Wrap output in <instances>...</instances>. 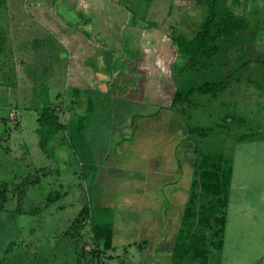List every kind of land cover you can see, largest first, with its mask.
Wrapping results in <instances>:
<instances>
[{
	"label": "rangeland",
	"instance_id": "obj_1",
	"mask_svg": "<svg viewBox=\"0 0 264 264\" xmlns=\"http://www.w3.org/2000/svg\"><path fill=\"white\" fill-rule=\"evenodd\" d=\"M221 7L249 19L251 29L225 40L208 71L184 73L173 36L196 33L206 12L196 0H0V26L9 37L0 57V183H9L0 211V264H174L172 233L162 240L161 231L143 227L150 210L132 202L142 181L124 188L120 185L127 182L130 169L115 176L101 168L99 184L92 188L68 135L59 134L47 153L42 151L36 118L43 106L64 105L72 77H82L87 88L97 91V118L75 136L79 154L92 146L98 158L108 151L114 134L131 136L134 131L132 146L124 149L118 167L131 153L156 159L166 155L169 170L175 171L180 154L176 144L183 143L179 167L187 179L185 191L192 177L198 179L187 210L200 225L208 209L220 208L213 189L219 179L216 170L229 165L225 151L264 133V0H223ZM72 66L83 72L74 74ZM225 78V88L216 95L196 94L190 102L168 108L177 90ZM21 97L25 103H18ZM73 103L57 111L62 123L89 105L82 99ZM195 127L209 138L195 134V142L187 140ZM142 129L154 135L144 136ZM26 177L41 178L19 199L16 186ZM99 198L114 204L110 251L93 238L94 218L73 226L83 207L99 205Z\"/></svg>",
	"mask_w": 264,
	"mask_h": 264
},
{
	"label": "crops",
	"instance_id": "obj_2",
	"mask_svg": "<svg viewBox=\"0 0 264 264\" xmlns=\"http://www.w3.org/2000/svg\"><path fill=\"white\" fill-rule=\"evenodd\" d=\"M72 67L74 74L76 72H83L81 68H77L76 66ZM72 78L73 81L71 84L73 88L67 91V95L68 97L70 95L71 99L69 100V98L65 96L66 100L64 105L63 103H61L60 106H57L56 103L51 104L56 109V113L60 108L65 107L67 103L74 104L73 102L80 99L84 100L86 103H89V101L96 103L97 101L95 98V93L97 91L87 88L82 77L80 80L75 76ZM105 95L106 94L102 95L103 98L100 99V102L104 103ZM19 102L25 103L26 100L21 97V99L18 98V103ZM44 107L45 106L42 108ZM27 108L34 109L31 105ZM42 108L37 113L36 132L38 129L37 120ZM78 113L81 114V112ZM95 113L96 107L94 109V115H96ZM74 114H72L67 121ZM19 116L21 117V114H19ZM96 118L97 117L92 119V121ZM20 121L21 119L19 118V124ZM66 122H64V124ZM142 132H144V136L154 135L151 129L146 131L148 133L145 132V129H142ZM62 133L68 135L66 130L61 131L59 134ZM59 134H57L55 138ZM134 136V131L131 136L125 133L121 135L117 133L114 134L113 137H115V139L108 151L101 154L98 158L93 155L92 146H89V151L91 153L90 158L94 165V171L88 177H85L83 171L85 162L78 157L82 169V176L91 180L93 188L99 184V170L101 168L107 169L109 175H111L113 171V175L115 176H117L116 172L118 170L124 171L126 168L130 169L131 172L126 177L127 182H124L120 186L128 188L131 184L142 181L143 184L136 190V196L133 197L132 202H135V207H142L148 209V211L150 210V218L145 221L143 227H149L148 229H152L153 231H161L164 234L162 240H169V233H172L171 237L173 241L170 248V257L172 258L173 245L183 224L184 211L191 201L194 184L198 187V179L197 177H192L189 182L190 186H187V191H185L187 179L183 176L179 167L183 160V143L179 145L176 144V149L180 150V154L177 158L178 167L175 171L173 169L169 170V158L166 157V155L156 159L147 154L138 157L137 153H131L130 159L123 162V168L120 166L118 167L119 164L117 162L124 158L122 155L124 149L131 148L132 145H130V143L133 142ZM181 141H183V138H181ZM21 143H23V146L20 145V150L22 151L25 150L24 147H27L26 139L22 138L20 144ZM71 147L73 148L72 145ZM24 153L25 151H22V154ZM74 153L76 155L75 150ZM224 156L229 160L232 169L228 183V199L225 209V230L222 246L212 249L208 264H264V133L254 140L237 143L234 145V151L233 149L230 150V152L225 151ZM128 162L131 163V166L127 164ZM153 175H155V179L151 178ZM62 186L63 184H60V187ZM154 190L159 193L155 194L153 192ZM56 195L55 198H60L64 194L61 193V195ZM98 201L100 203L99 205L93 204L92 202L90 206L95 210H99L98 213L100 215L112 221L113 215L111 214L114 209V204H109L107 200H102L100 198ZM110 201L113 203L114 198H111Z\"/></svg>",
	"mask_w": 264,
	"mask_h": 264
},
{
	"label": "trees",
	"instance_id": "obj_3",
	"mask_svg": "<svg viewBox=\"0 0 264 264\" xmlns=\"http://www.w3.org/2000/svg\"><path fill=\"white\" fill-rule=\"evenodd\" d=\"M150 1V0H149ZM199 4L206 6V12L203 21L199 24L194 36L189 37L184 33H178L173 36V46L176 55L184 59L182 71L184 73H202L208 71L212 66V60L223 50L225 40H235L239 36L246 34L252 27V22L247 18H241L230 8H222L223 0H196ZM84 24L88 23L87 18L81 19ZM77 29V28H76ZM80 30V29H79ZM86 36L91 34L84 29L80 30ZM9 45V37L6 31L0 26V57L6 51ZM260 64L264 69V57L260 59ZM229 78L219 82L206 81L197 87H191L188 90H177L170 101L169 109L179 103H188L196 95H216L217 91L225 88ZM94 105L89 101V105L84 113L74 114L65 124L60 121L56 109L52 105L42 108L38 118L39 147L44 153H47L49 142L55 138L61 131L66 130L76 154L85 162L84 176L88 177L94 171V165L91 162L90 151L85 146V150L79 154L78 147L75 144V136L82 135L84 130L90 126L94 115ZM85 114V115H84ZM197 134L200 138H209L206 131L199 127L191 128L187 139L195 142ZM241 136H247L245 134ZM81 150V149H80ZM83 152V154H82ZM227 160V159H226ZM207 163V158H204ZM229 164V160H227ZM230 164L226 169H217L216 175L219 176L215 182L213 194L218 196L217 204L219 209H208L206 216L200 218V225L192 222L191 211L186 208L184 222L177 234L172 250V261L175 264L186 262L187 264H208L213 248H220L223 243V235L226 223V206L228 199V183L231 176ZM42 176L46 175L45 170L38 169ZM39 176V175H36ZM41 177L24 178L16 186L18 198L21 199L24 189L40 181ZM9 190L8 182L0 183V211L4 209L7 202V192ZM192 201V199H191ZM190 201V203H191ZM189 203V204H190ZM99 210L83 207L78 217L73 221V226L81 220V225L88 218H94L92 224L93 238L95 241H102L105 250L113 248V228L111 220L100 215Z\"/></svg>",
	"mask_w": 264,
	"mask_h": 264
}]
</instances>
